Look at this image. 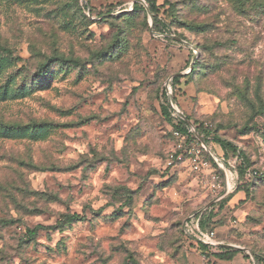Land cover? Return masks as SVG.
I'll return each mask as SVG.
<instances>
[{"label":"rangeland","instance_id":"rangeland-1","mask_svg":"<svg viewBox=\"0 0 264 264\" xmlns=\"http://www.w3.org/2000/svg\"><path fill=\"white\" fill-rule=\"evenodd\" d=\"M156 6L166 33L148 0H0V264H211L206 210L236 264H264V0ZM166 99L234 148L168 165Z\"/></svg>","mask_w":264,"mask_h":264},{"label":"trees","instance_id":"trees-1","mask_svg":"<svg viewBox=\"0 0 264 264\" xmlns=\"http://www.w3.org/2000/svg\"><path fill=\"white\" fill-rule=\"evenodd\" d=\"M148 1L150 2L151 12L154 14V30L161 32V33H166V28H165L166 24L164 21L159 19L158 14H157L158 8L156 6V0H148ZM135 7H136V9H139L142 6L140 4H136ZM0 49L8 51L10 54L12 53L10 50H7L6 48L0 47ZM196 65H197V63H196ZM196 65L193 67L192 71H195ZM46 69H47V67L41 68L39 71V74L42 76V74L45 73ZM179 82H180V76H175L173 84L176 85ZM170 109H171V105H170L169 101L166 99V101L164 103L163 110H164L165 115H167V117H169V119L171 120L172 133L176 129H178L184 133H188V130H189L188 124L184 120H182L179 116L170 115V113H168V111H167ZM196 128L203 134L204 139H205L207 144H209L210 140H214L213 142L218 143L220 145V147L222 148V150L225 152L228 150V147L234 148L233 144L226 142L220 136L215 135V132L211 130V128L208 124L196 125ZM7 130L10 131V132H8L10 135L23 134V131L19 130L17 128H8ZM173 136H174V134H173ZM174 138H175V136H174ZM189 139L190 140H196L195 136H193L191 133H189ZM256 178H257L256 176L249 177L247 175V171L246 170L243 171L242 183L245 185V187L243 186L242 188H244L246 193H248L249 190L255 186ZM239 190H240V187L236 192H239ZM234 195H235V193L234 194H227L222 199L227 197V201L229 204L230 200L232 199V197ZM222 199H220V200H222ZM214 207H216V206L213 205L211 208H214ZM220 207H221V204H220ZM207 214H208V211L206 210L205 215H207ZM205 215L200 214L199 217L197 218L198 219V225H199L200 229L203 231L214 230V229H210L206 226ZM65 217H67L68 219L76 220V221H80V220L84 219V218L79 217L77 214L76 215L75 214L74 215H66ZM223 224L224 223H219L218 226H222ZM43 228H45L43 225H37L36 227H34L32 229H28L27 234L31 239L37 234V232L40 229H43ZM184 234H185L186 238H188V239L190 238V235L188 234L186 227H184ZM191 238H193V240H195L194 242L197 244L199 252H201L203 254V257L206 259V261L210 262L211 264H217L216 263L217 260H228V261L233 260L236 257V255L241 253V251L239 249L232 247V246L209 245V244H205L201 241L196 240L193 236H191ZM214 259H215V261H214ZM250 264H252V263H250Z\"/></svg>","mask_w":264,"mask_h":264},{"label":"built area","instance_id":"built-area-1","mask_svg":"<svg viewBox=\"0 0 264 264\" xmlns=\"http://www.w3.org/2000/svg\"><path fill=\"white\" fill-rule=\"evenodd\" d=\"M189 133L195 136L190 127L188 133H184L178 129L174 130L173 134L176 138V144H175L176 148L174 151L170 152L169 154L168 165H173L177 161L180 162L189 161L193 170L200 171L203 168V165L205 164V162H203L201 158L206 148L196 137H195L196 140H190ZM212 156L214 160L218 163L219 158L215 157L213 154ZM247 175L249 177L257 176L258 172L256 170L248 169ZM224 178H225L224 188L227 191L229 189V179H228V175H226V172ZM211 180L212 183L214 182L213 185L211 186L214 187V190L220 187L218 185L221 182L220 181L221 178L219 174L212 175ZM204 182L209 184L211 181L206 179ZM192 230L195 234L196 237L195 239L205 244L222 245L224 243L222 240H220L217 237V232L215 230H207V231L201 230L198 225V219L196 220V227H193Z\"/></svg>","mask_w":264,"mask_h":264},{"label":"crops","instance_id":"crops-1","mask_svg":"<svg viewBox=\"0 0 264 264\" xmlns=\"http://www.w3.org/2000/svg\"><path fill=\"white\" fill-rule=\"evenodd\" d=\"M220 150L222 151V148L220 147ZM233 182V181H232ZM231 182V180H229V189L226 191V189L224 188V190H223V193L221 194V198H223V197H225L227 194H229L230 192H231V189H232V187H233V183ZM233 184V185H232ZM240 192L241 191H239L238 193H236L233 197H232V199L230 200V204H232V203H234V201H235V199H236V197H238L239 195H240ZM219 200V199H218ZM194 227H196V221H195V225H194ZM218 237V236H217ZM220 239V238H219ZM221 240V239H220ZM223 241V240H222ZM224 242V241H223ZM225 243V242H224ZM226 244H228V243H226ZM232 247H237V246H235V245H232V244H230ZM225 246H229V245H225ZM242 255L239 253L238 255H236V257L233 259V260H217L216 261V263L217 264H236V263H238V262H240L241 261V257ZM214 261H215V259H214Z\"/></svg>","mask_w":264,"mask_h":264},{"label":"water","instance_id":"water-1","mask_svg":"<svg viewBox=\"0 0 264 264\" xmlns=\"http://www.w3.org/2000/svg\"><path fill=\"white\" fill-rule=\"evenodd\" d=\"M195 62H196L195 60L192 62V64H191V70L193 69V67L195 65ZM175 111H176L177 115L189 125V127L193 131L195 137L205 146L206 150H208V147L206 145V141L204 139L203 134L196 128V126L188 119V117L183 112L179 111L176 108H175ZM222 245H229V246H231L230 244H226V243H223Z\"/></svg>","mask_w":264,"mask_h":264}]
</instances>
